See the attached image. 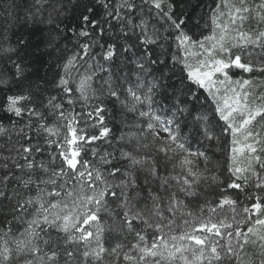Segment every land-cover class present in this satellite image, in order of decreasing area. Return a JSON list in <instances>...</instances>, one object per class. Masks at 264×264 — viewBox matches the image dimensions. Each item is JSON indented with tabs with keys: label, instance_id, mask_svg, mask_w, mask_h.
Masks as SVG:
<instances>
[{
	"label": "snow or ice",
	"instance_id": "1",
	"mask_svg": "<svg viewBox=\"0 0 264 264\" xmlns=\"http://www.w3.org/2000/svg\"><path fill=\"white\" fill-rule=\"evenodd\" d=\"M214 4L201 29L194 9L202 0H10L0 16V111L9 120L0 121V264H264V198L240 209L221 191L218 202L189 207L201 183H220L205 173L221 137L227 188L245 190L254 179L264 190L255 168L264 170V124L256 127L264 119V92L256 94L264 87V0ZM69 7L73 27L62 29ZM252 20L257 28L245 30ZM18 28L42 40L30 44ZM94 29L116 33L99 54L92 41L71 54L60 47L70 39L63 32L79 40ZM233 69L250 75L234 78ZM109 104L113 119L141 121L125 125L135 131L114 136ZM101 140L113 151L92 147L93 160H84L85 146ZM159 153L180 172L164 174ZM225 206L231 217L219 218ZM106 233L119 239L107 246ZM249 245L258 249L250 257Z\"/></svg>",
	"mask_w": 264,
	"mask_h": 264
},
{
	"label": "trees",
	"instance_id": "2",
	"mask_svg": "<svg viewBox=\"0 0 264 264\" xmlns=\"http://www.w3.org/2000/svg\"><path fill=\"white\" fill-rule=\"evenodd\" d=\"M136 2L139 4L140 0H136ZM191 2L193 4H195L196 0H191ZM230 2H235V0H230ZM10 3V0H0V16H3L5 14V12L8 10L7 9V5ZM214 0H202V6L201 7H197L194 9V19L199 20V17L201 15L204 16L203 20H199V24H200V28L203 29L204 25L206 22H208V16H207V12L208 9L210 7H214ZM224 11H226V9H223ZM144 11L147 12L148 11V6H145ZM189 11H193L192 8H189ZM98 14L99 16H103V8L102 6L98 9ZM68 19L64 20V23L61 24V28L62 29H67V28H71L73 27V13L71 11V8L69 7L68 10ZM97 18V17H94ZM257 22L255 20H252L250 22H246L245 24V30H249V29H256L257 28ZM30 27V26H29ZM103 27L108 28L107 24H104ZM260 28L264 29V24L259 25ZM93 32V35L90 38H79V40L77 39L76 36L71 35L70 33H67L66 31L62 33V35H67L70 37V39L65 40V39H60L59 40V44L61 48H66L68 50V54H71V52L77 51L78 48L75 47L74 45H78V43H82V42H96L94 43V51L93 54L97 55L101 52V45H106L107 43H110L111 40L113 39V37L116 35L115 30L114 29H109L108 31H106L103 36H100L98 34V29H94L91 30ZM193 31H197V29H193ZM206 32V30L203 31V35ZM17 35H20L21 38L29 40L30 44H35V42L42 40V36L40 33L37 32H29L28 29L25 28H18L17 30ZM44 35H47V33H44ZM10 38L13 40V42L15 41L16 37L15 36H11V33H9ZM199 38V36H197V39ZM42 47V45H41ZM44 60H47V57H43ZM117 63H119V61H117ZM233 72L235 73V77L234 78H238V77H245L247 78L250 74H246V73H242L241 70H237V69H233ZM39 75H43V69H41V72L39 73ZM49 75H51V73H49ZM192 87L195 89V85H192ZM264 89V87H261L259 89H257L256 94L258 95L262 90ZM55 94V93H53ZM200 95L201 97L207 95L206 93L203 92V90H200ZM0 99H2V97H0ZM123 99V97H122ZM159 99V98H157ZM68 106L66 105V108ZM109 112L106 113V116L108 117V126L113 127V131H114V136H119L122 133H128L129 131H135L134 128H129L126 127L125 125L128 124H132L134 121L137 123H141V121L135 120V117L131 114L128 115L127 118H125L123 115H118L115 119L112 118V105L109 104L107 105ZM75 111L79 112L81 111V107L80 104L75 105ZM12 119H19V118H15L12 117ZM26 119V116H25ZM86 119V118H85ZM0 121H2L5 125H9V120L7 119V117L5 116V114L0 111ZM55 121V117H51L49 119V123H53ZM23 122V121H21ZM261 124H264V119H259L258 118V123L256 125V127H260ZM81 128L86 127V125L83 123V121L80 124ZM62 136L61 139H63V134H65L67 132L66 128H62ZM88 134L89 135H93V134H98V129H93L91 126H88ZM5 138H0V144L3 143ZM16 139L15 134H13V141ZM53 139H56V137H53ZM151 140V137L149 136V141ZM35 142V141H33ZM189 143L191 145V148L193 151H195L199 145L196 143L195 140H189ZM112 144L114 146L118 145L116 144V141L113 139L112 140ZM92 147H98V149L100 151L103 150H107V151H113V148L108 146V143L104 142V141H96L94 142L92 145L90 146H85L84 151L82 153L83 155V159L84 160H89L92 161L93 157L91 154V148ZM228 140L225 139L224 137H221V141L219 142L218 146H216L214 144L213 146V153L210 155V162L207 164V168H208V172L205 173L206 175H210L211 173H216L219 177V181L220 183L217 184H212L210 182L207 183H201L200 184V190H201V195L200 198L198 200H192V202L190 203L189 207L193 210L196 211L198 210L199 205L204 204L205 201H213L216 200L218 202L219 200V194L221 193V191H223L225 194L231 196L233 199H237L238 198V204H239V208L242 209L244 206L248 205L249 203V197H251V199L255 200V197L257 195H259L260 197H262L263 192L262 190L256 189L255 188V183L256 181L253 179V182L251 185H247L245 186V190H235V189H229L227 188V184L231 182L230 178H229V174L227 172V167H228ZM55 145L52 146L51 149L46 150L45 152V156L43 158H47L48 156V151H55ZM159 160L161 162V170L164 174H175L180 172V169L177 167L175 169V173L173 172V164L176 163V160H173L172 162H169L167 164L164 163L165 157L163 155V153H159ZM179 159V157H177V160ZM57 163H59V161H57ZM197 166L203 170L205 167V161L204 160H199L196 161ZM257 172H259V174H263L264 170H261L259 168V166H255ZM153 187H155V185H153ZM142 195L144 197L147 196V188L144 189ZM147 201L145 199H141L138 202V206L142 207ZM239 210V209H238ZM231 209L227 206L224 207L223 210H221L218 213V217L219 218H224V217H231ZM103 220H105L106 222L110 223V219L106 216L101 217ZM10 219V218H9ZM181 222L177 221V224L179 225ZM22 226L20 225H16L13 224V229L14 231H19L20 228ZM242 228H244V225H241ZM246 230V229H245ZM179 234V229L177 230V233ZM53 235H55V233H53ZM104 239L106 241H109V244L107 246H110V244L112 242L115 241V239H119V237H116L115 233H106ZM132 238L129 237L128 240H123L122 242L124 243H128ZM149 239H151V233H149ZM258 251V249L256 247H253L251 245L247 246L246 248V255L247 256H251L253 254H256ZM61 264H63V261L61 260Z\"/></svg>",
	"mask_w": 264,
	"mask_h": 264
},
{
	"label": "rangeland",
	"instance_id": "3",
	"mask_svg": "<svg viewBox=\"0 0 264 264\" xmlns=\"http://www.w3.org/2000/svg\"><path fill=\"white\" fill-rule=\"evenodd\" d=\"M210 31H211V25H210V23H209V27H208V29L206 30V32L204 33V35H208L209 33H210ZM261 92H264V89L261 91ZM260 92V93H261ZM259 93V94H260ZM258 94V95H259ZM161 135L163 136V133H161ZM245 163V161L243 160V159H241L240 160V164H241V166H243V164ZM257 171V170H256ZM260 176L262 177V178H264V173L263 174H260ZM262 192H263V195H262V198H264V190H262Z\"/></svg>",
	"mask_w": 264,
	"mask_h": 264
}]
</instances>
